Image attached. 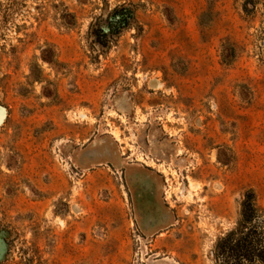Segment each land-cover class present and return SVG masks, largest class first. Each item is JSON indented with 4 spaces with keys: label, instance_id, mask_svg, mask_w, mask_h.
<instances>
[{
    "label": "rangeland",
    "instance_id": "374dc122",
    "mask_svg": "<svg viewBox=\"0 0 264 264\" xmlns=\"http://www.w3.org/2000/svg\"><path fill=\"white\" fill-rule=\"evenodd\" d=\"M244 214L264 0H0V264H234Z\"/></svg>",
    "mask_w": 264,
    "mask_h": 264
},
{
    "label": "trees",
    "instance_id": "16d2710c",
    "mask_svg": "<svg viewBox=\"0 0 264 264\" xmlns=\"http://www.w3.org/2000/svg\"><path fill=\"white\" fill-rule=\"evenodd\" d=\"M252 213L253 206H250ZM254 214H244L249 228L245 229L241 224L231 232L226 238L220 241V249L229 251L239 257L234 264H264V225H254Z\"/></svg>",
    "mask_w": 264,
    "mask_h": 264
}]
</instances>
